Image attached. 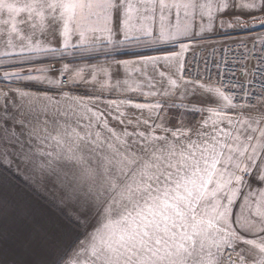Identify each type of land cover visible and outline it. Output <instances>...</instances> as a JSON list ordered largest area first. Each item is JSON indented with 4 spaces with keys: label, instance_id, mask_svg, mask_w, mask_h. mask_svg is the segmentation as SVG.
<instances>
[{
    "label": "snow or ice",
    "instance_id": "6c2138e0",
    "mask_svg": "<svg viewBox=\"0 0 264 264\" xmlns=\"http://www.w3.org/2000/svg\"><path fill=\"white\" fill-rule=\"evenodd\" d=\"M232 8L264 24V0H0V156L84 229L51 264H264V50L227 84L185 55L247 27Z\"/></svg>",
    "mask_w": 264,
    "mask_h": 264
},
{
    "label": "crops",
    "instance_id": "0c3cea01",
    "mask_svg": "<svg viewBox=\"0 0 264 264\" xmlns=\"http://www.w3.org/2000/svg\"><path fill=\"white\" fill-rule=\"evenodd\" d=\"M235 2V0H231ZM239 16L247 21V27L222 28L217 19L214 31L205 33V38L221 37L228 31L247 30L252 28L251 18L243 10L230 9L223 19L232 20ZM204 38V39H205ZM51 39V37H49ZM231 40H221L218 44H224ZM167 46V45H166ZM196 47L193 45L192 48ZM178 47L173 51H178ZM152 54V55H164ZM64 59L70 64H82L84 61L78 57ZM129 58V57H120ZM69 60V61H68ZM47 62V61H46ZM62 64L55 67L59 69ZM53 72L50 75H56ZM5 81H0L3 87ZM34 88L45 89L47 85H35ZM49 91L53 89L48 88ZM83 93V88L77 89ZM138 102H143L142 97H134ZM198 103H206L204 98H197ZM135 113L129 109V114ZM199 120V115L194 117ZM115 127L116 122H111ZM57 225L67 226L63 231H56ZM84 229L82 222L69 209L60 203L59 193L51 185L44 184L38 173H33L30 166L23 164L19 159L10 157L5 159L0 156V235L4 240L0 241V264H51L62 254L65 260L71 257L73 249L83 239Z\"/></svg>",
    "mask_w": 264,
    "mask_h": 264
},
{
    "label": "built area",
    "instance_id": "2783aa9c",
    "mask_svg": "<svg viewBox=\"0 0 264 264\" xmlns=\"http://www.w3.org/2000/svg\"><path fill=\"white\" fill-rule=\"evenodd\" d=\"M262 38L264 37L244 40H232L224 44L200 43V45L191 48V50L185 55L188 61H192L194 57H198L200 61V68L202 70L204 68V62L207 61L210 72L214 77L217 72L215 66L217 62L220 63L222 70L232 68L235 75L230 77L226 74L224 77L225 84L229 82V79H231L232 81L239 80L243 82L245 80V76L241 72L239 62L244 60L245 55H248L250 53L251 55L249 59L244 61V63L245 67L248 70V73L251 74L256 64V59L254 58H258L262 54L260 50H264V40H262ZM233 61H237V63L233 64ZM187 68H191L192 71L186 72V75L195 74L196 66L194 63L186 64V69ZM208 74V72H205V79H207ZM62 79L66 83L67 77H63Z\"/></svg>",
    "mask_w": 264,
    "mask_h": 264
},
{
    "label": "rangeland",
    "instance_id": "374dc122",
    "mask_svg": "<svg viewBox=\"0 0 264 264\" xmlns=\"http://www.w3.org/2000/svg\"><path fill=\"white\" fill-rule=\"evenodd\" d=\"M259 37H264V24H260L257 22V24H253L252 28H250V29L239 30V31H234V30L228 31L227 33H225V35H222L221 37L205 38V39H203L202 42H198L194 45L197 46V45H200V43H202V44L213 43L214 44V43H217L218 41L227 40V39L232 41V40H244V39H251V38H259ZM177 47H175V48H177ZM175 48L172 45H167V46H164L163 49H175ZM137 51L151 52V51H156V50L139 49ZM69 60L72 61V60H74V58L70 57ZM64 61H66V60L64 59ZM46 63H48V62H46ZM59 65H61V63H55V67H57ZM0 81H2V80H0Z\"/></svg>",
    "mask_w": 264,
    "mask_h": 264
},
{
    "label": "trees",
    "instance_id": "16d2710c",
    "mask_svg": "<svg viewBox=\"0 0 264 264\" xmlns=\"http://www.w3.org/2000/svg\"><path fill=\"white\" fill-rule=\"evenodd\" d=\"M174 49H162L160 51H151V52H142L143 54L146 55H152V54H161V53H167L169 51H173ZM121 57H125V56H121Z\"/></svg>",
    "mask_w": 264,
    "mask_h": 264
}]
</instances>
